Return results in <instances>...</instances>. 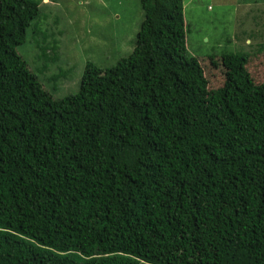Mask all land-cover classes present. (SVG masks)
Masks as SVG:
<instances>
[{"label": "trees", "instance_id": "1", "mask_svg": "<svg viewBox=\"0 0 264 264\" xmlns=\"http://www.w3.org/2000/svg\"><path fill=\"white\" fill-rule=\"evenodd\" d=\"M139 4L132 52L54 98L17 54L48 3L0 0V264H264V82L210 88L183 0Z\"/></svg>", "mask_w": 264, "mask_h": 264}, {"label": "rangeland", "instance_id": "2", "mask_svg": "<svg viewBox=\"0 0 264 264\" xmlns=\"http://www.w3.org/2000/svg\"><path fill=\"white\" fill-rule=\"evenodd\" d=\"M43 3L48 5L39 6L40 14L27 29L17 54L54 98L78 91L86 63L110 69L132 52L143 19L139 0ZM183 8L187 54L197 59L210 88L233 86L238 74L255 84L264 82V0H183ZM42 36L47 37L48 55L55 48L59 59L41 72L36 47ZM226 54L235 56L231 63L223 60ZM58 67L67 75L48 82Z\"/></svg>", "mask_w": 264, "mask_h": 264}, {"label": "clouds", "instance_id": "3", "mask_svg": "<svg viewBox=\"0 0 264 264\" xmlns=\"http://www.w3.org/2000/svg\"><path fill=\"white\" fill-rule=\"evenodd\" d=\"M183 13H184V8H183ZM249 58H250V56H249Z\"/></svg>", "mask_w": 264, "mask_h": 264}]
</instances>
